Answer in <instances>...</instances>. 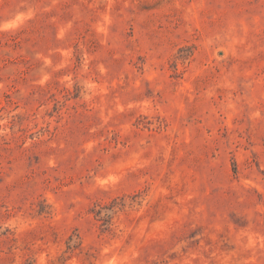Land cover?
I'll return each mask as SVG.
<instances>
[{
	"label": "rangeland",
	"instance_id": "1",
	"mask_svg": "<svg viewBox=\"0 0 264 264\" xmlns=\"http://www.w3.org/2000/svg\"><path fill=\"white\" fill-rule=\"evenodd\" d=\"M0 264H264V0H0Z\"/></svg>",
	"mask_w": 264,
	"mask_h": 264
}]
</instances>
